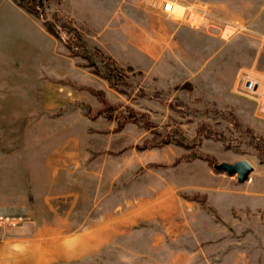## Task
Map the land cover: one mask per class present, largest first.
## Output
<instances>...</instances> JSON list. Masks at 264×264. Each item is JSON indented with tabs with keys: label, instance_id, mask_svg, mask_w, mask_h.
<instances>
[{
	"label": "rangeland",
	"instance_id": "1",
	"mask_svg": "<svg viewBox=\"0 0 264 264\" xmlns=\"http://www.w3.org/2000/svg\"><path fill=\"white\" fill-rule=\"evenodd\" d=\"M37 11L0 0V264H264V0Z\"/></svg>",
	"mask_w": 264,
	"mask_h": 264
},
{
	"label": "crops",
	"instance_id": "2",
	"mask_svg": "<svg viewBox=\"0 0 264 264\" xmlns=\"http://www.w3.org/2000/svg\"><path fill=\"white\" fill-rule=\"evenodd\" d=\"M188 16H186L184 20H179V21L172 23L171 27H167V26H165V24L163 25V28H160V26L157 27V44H158V46L159 45L161 46L162 50H165L166 47L169 46V44L171 45L174 42L173 39L175 37L177 40L182 39L181 38L182 31H184V30H187L193 34H195V33L197 34L198 29L191 23V21H193L195 19L194 15L191 13H188ZM260 17H261L260 12L256 13V15H254L252 17L253 18L252 23L255 21L254 24L258 25V20L260 21ZM220 32L221 31L219 30L217 35H213L212 33L211 34L209 33L208 34L209 38L212 40V38L214 36L220 40V36H221V38H223L222 35H220ZM147 48H146V50H149Z\"/></svg>",
	"mask_w": 264,
	"mask_h": 264
},
{
	"label": "built area",
	"instance_id": "3",
	"mask_svg": "<svg viewBox=\"0 0 264 264\" xmlns=\"http://www.w3.org/2000/svg\"><path fill=\"white\" fill-rule=\"evenodd\" d=\"M175 3L173 1H166L164 4V10L167 12L169 15H172L173 12L175 11ZM260 82L258 79L254 76H247L245 78L243 87H242V92L244 95L248 96L249 98H252L254 100H260V96H258L259 93V88H260ZM264 101V96L263 99ZM260 100V101H261ZM16 222V219L9 216V215H0V226H12Z\"/></svg>",
	"mask_w": 264,
	"mask_h": 264
},
{
	"label": "water",
	"instance_id": "4",
	"mask_svg": "<svg viewBox=\"0 0 264 264\" xmlns=\"http://www.w3.org/2000/svg\"><path fill=\"white\" fill-rule=\"evenodd\" d=\"M214 169L219 172L228 173L231 176L236 175L239 183H245L250 179L254 171L253 165L247 160H241L236 163H221L214 165Z\"/></svg>",
	"mask_w": 264,
	"mask_h": 264
},
{
	"label": "trees",
	"instance_id": "5",
	"mask_svg": "<svg viewBox=\"0 0 264 264\" xmlns=\"http://www.w3.org/2000/svg\"><path fill=\"white\" fill-rule=\"evenodd\" d=\"M17 1H18V5H19L20 7H22L23 9H25V10L28 11L29 13H31V14H33V15L39 17V16H38L39 14H38L37 8H38V7H44V6H45V2H46L47 0H17ZM46 25H47V24H46ZM46 27H47V30H48L52 35L57 36V35L55 34V32L53 31V29H52L51 26L47 25ZM79 39H80V40H78V41H80V42L78 43V45L81 46L82 49H84V48H85V43H84V41L82 40L81 37H79ZM85 56H87V55H85ZM105 66H106V69H107L108 72H109V73L107 74L106 77H107V78H114V79H115V77L118 76L117 73H115V68H111V65H110V64H109V65H106V64H105Z\"/></svg>",
	"mask_w": 264,
	"mask_h": 264
}]
</instances>
